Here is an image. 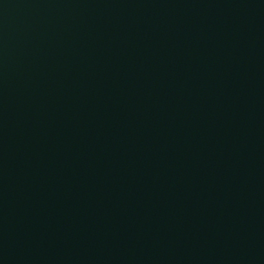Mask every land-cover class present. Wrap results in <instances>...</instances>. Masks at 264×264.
Returning a JSON list of instances; mask_svg holds the SVG:
<instances>
[{
  "label": "water",
  "instance_id": "obj_1",
  "mask_svg": "<svg viewBox=\"0 0 264 264\" xmlns=\"http://www.w3.org/2000/svg\"><path fill=\"white\" fill-rule=\"evenodd\" d=\"M0 264H264V0H0Z\"/></svg>",
  "mask_w": 264,
  "mask_h": 264
}]
</instances>
